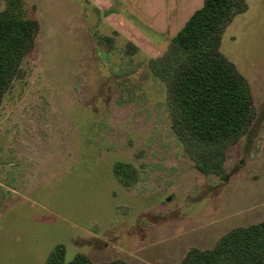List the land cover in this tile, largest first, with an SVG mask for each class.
Returning a JSON list of instances; mask_svg holds the SVG:
<instances>
[{"label":"rangeland","instance_id":"1","mask_svg":"<svg viewBox=\"0 0 264 264\" xmlns=\"http://www.w3.org/2000/svg\"><path fill=\"white\" fill-rule=\"evenodd\" d=\"M23 1L41 28L0 109V264H43L57 244L67 260L178 264L191 246L264 220V0H247L222 36L258 107L224 179L185 157L148 67L187 21L183 0ZM113 32V46L99 42ZM118 161L138 168L132 186Z\"/></svg>","mask_w":264,"mask_h":264},{"label":"trees","instance_id":"2","mask_svg":"<svg viewBox=\"0 0 264 264\" xmlns=\"http://www.w3.org/2000/svg\"><path fill=\"white\" fill-rule=\"evenodd\" d=\"M0 3L1 109L6 94L28 75L24 63L36 50L41 24L34 16V5L27 7L23 0ZM247 9V0H203L166 50L148 61L151 74L165 87L170 128L185 157L205 176H227L229 149L246 135L258 115L249 80L221 50L227 26ZM115 35L98 39L113 46ZM137 51L133 42H126V55ZM114 173L126 187L139 178L131 162H116ZM43 264L132 263L94 261L82 252L67 260L65 246L57 244ZM178 264H264V220L232 228L213 247L191 246Z\"/></svg>","mask_w":264,"mask_h":264},{"label":"crops","instance_id":"3","mask_svg":"<svg viewBox=\"0 0 264 264\" xmlns=\"http://www.w3.org/2000/svg\"><path fill=\"white\" fill-rule=\"evenodd\" d=\"M181 2H183L181 5H183V7L181 8V10L179 11V13H178V15L180 14V13H183V12H186V14H185V20L186 19H188L189 17H190V15L196 10V9H198V7L197 6H192V1L191 0H183V1H181ZM153 18H152V21H153V23H156L157 22V20H156V17L153 15L152 16ZM167 24V26L168 27H170L171 26V22L169 21L168 23H166ZM182 24V23H181Z\"/></svg>","mask_w":264,"mask_h":264}]
</instances>
